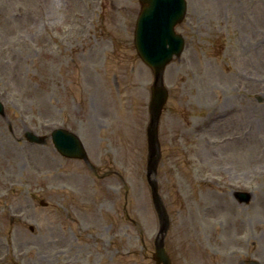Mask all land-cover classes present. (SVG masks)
<instances>
[{"label":"rangeland","instance_id":"374dc122","mask_svg":"<svg viewBox=\"0 0 264 264\" xmlns=\"http://www.w3.org/2000/svg\"><path fill=\"white\" fill-rule=\"evenodd\" d=\"M186 4L158 125L164 245L172 264H264V0ZM139 7L0 0V252L14 238L10 259L24 249L25 263L59 264L88 251V264H154L152 73L133 45ZM55 126L78 134L89 164L55 150ZM26 128L46 143L28 142ZM236 188L250 191L247 204Z\"/></svg>","mask_w":264,"mask_h":264},{"label":"water","instance_id":"95a60500","mask_svg":"<svg viewBox=\"0 0 264 264\" xmlns=\"http://www.w3.org/2000/svg\"><path fill=\"white\" fill-rule=\"evenodd\" d=\"M141 9L136 21L134 44L139 56L150 66L154 80L151 85V99L149 102L150 121L147 127L148 140L152 150L156 146V127L161 108L166 100L167 91L162 84V70L172 53L178 54L182 47V38L173 30V26L181 20L184 10V0H140ZM0 113L2 108L0 105ZM34 141L44 142L42 137L26 133ZM56 149L63 155L84 157V151L78 138L63 130H54L51 135ZM240 199L247 200L248 195H240ZM153 196L156 204L158 199L155 188ZM153 257L157 262L169 264L162 244L156 247Z\"/></svg>","mask_w":264,"mask_h":264},{"label":"flooded vegetation","instance_id":"af4514ba","mask_svg":"<svg viewBox=\"0 0 264 264\" xmlns=\"http://www.w3.org/2000/svg\"><path fill=\"white\" fill-rule=\"evenodd\" d=\"M254 264H257L256 262H254Z\"/></svg>","mask_w":264,"mask_h":264}]
</instances>
